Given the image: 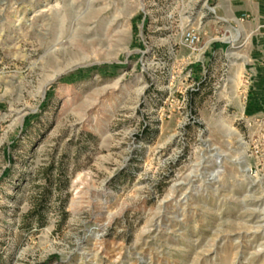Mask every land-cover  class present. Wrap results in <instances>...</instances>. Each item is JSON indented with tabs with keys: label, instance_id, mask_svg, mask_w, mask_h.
Wrapping results in <instances>:
<instances>
[{
	"label": "rangeland",
	"instance_id": "rangeland-1",
	"mask_svg": "<svg viewBox=\"0 0 264 264\" xmlns=\"http://www.w3.org/2000/svg\"><path fill=\"white\" fill-rule=\"evenodd\" d=\"M237 2L0 0V264H264Z\"/></svg>",
	"mask_w": 264,
	"mask_h": 264
},
{
	"label": "crops",
	"instance_id": "crops-1",
	"mask_svg": "<svg viewBox=\"0 0 264 264\" xmlns=\"http://www.w3.org/2000/svg\"><path fill=\"white\" fill-rule=\"evenodd\" d=\"M235 8L240 16L249 14V19L236 28L238 39L235 40L247 47L244 107L264 111V0H239Z\"/></svg>",
	"mask_w": 264,
	"mask_h": 264
},
{
	"label": "built area",
	"instance_id": "built-area-1",
	"mask_svg": "<svg viewBox=\"0 0 264 264\" xmlns=\"http://www.w3.org/2000/svg\"><path fill=\"white\" fill-rule=\"evenodd\" d=\"M246 17H248V15ZM240 20H243V19L241 18ZM187 37L191 43H195L198 41V37L195 34H192V33L188 34Z\"/></svg>",
	"mask_w": 264,
	"mask_h": 264
}]
</instances>
